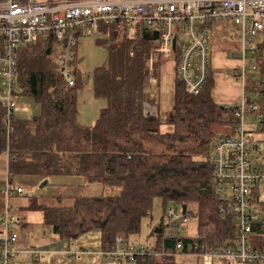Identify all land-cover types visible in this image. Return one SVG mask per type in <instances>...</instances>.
Masks as SVG:
<instances>
[{"label":"trees","instance_id":"trees-1","mask_svg":"<svg viewBox=\"0 0 264 264\" xmlns=\"http://www.w3.org/2000/svg\"><path fill=\"white\" fill-rule=\"evenodd\" d=\"M96 34L103 36L98 43L107 46L108 64L94 70V94L107 105L90 128L77 122L83 74L76 56L68 63L74 82L70 87L67 70L55 61L53 35L20 52L21 96L35 102L40 113L30 119L14 115L8 134L0 106V155L9 154V178L78 176L118 191L112 196L77 197L71 206H51L30 197L29 209L43 212L45 224L63 239L76 240L97 230L103 245H113L117 236L129 240L141 232L144 218H152L154 201L159 199L163 216L152 227L157 238L153 251L174 244L163 240L167 228L163 220L169 207L179 210L183 205L185 217L196 221L198 234L196 240L184 238L185 246L196 242L217 249L234 238L235 228L232 216L221 211L224 201L213 182L211 146L233 133L238 107L215 103L211 82L200 96H191L178 83L174 108L162 122L157 98L146 83L150 41L156 35L144 31L143 37H134L126 26L103 24ZM257 46L261 80L246 81L244 98L255 105L261 135L257 145L264 152V40ZM222 125L230 132L217 133ZM136 263L162 264L154 255L138 257Z\"/></svg>","mask_w":264,"mask_h":264},{"label":"built area","instance_id":"built-area-1","mask_svg":"<svg viewBox=\"0 0 264 264\" xmlns=\"http://www.w3.org/2000/svg\"><path fill=\"white\" fill-rule=\"evenodd\" d=\"M234 24L236 30L228 40L237 43V60L233 71L243 88L246 81L259 82L258 43L264 40V0H0V106L3 124L9 134L17 98L22 94L19 83L20 52L39 38L53 35L57 46L55 61L68 72V86L74 82L68 63L77 56L80 38L96 33L100 24L130 29L141 38L144 31L156 35L150 41L147 60V85L157 86L156 64L168 59L176 65V77L188 94L200 96L212 81L214 52L212 30L216 24ZM249 63V69H247ZM248 71L251 78H248ZM238 119L233 133L216 139L211 146V163L215 190L224 201L221 211L234 220V238L217 249L207 244L185 246L184 227L189 220L182 209L166 210L167 228L163 240L171 248L160 252L145 245L130 243L117 236L113 245L99 251L89 248L66 251L67 257L80 260L85 256L116 262H135L138 257L154 255L162 264L177 254L202 258L206 264H264V152L258 140L247 131L246 116L258 117L255 105L243 97L236 105ZM256 157V162L250 155ZM1 192L5 206L0 218V264H14L19 235L15 226L17 210L8 199L14 194L31 197V192L7 180ZM198 239V234L194 237ZM49 254L40 251L36 260Z\"/></svg>","mask_w":264,"mask_h":264},{"label":"crops","instance_id":"crops-1","mask_svg":"<svg viewBox=\"0 0 264 264\" xmlns=\"http://www.w3.org/2000/svg\"><path fill=\"white\" fill-rule=\"evenodd\" d=\"M227 24H216L213 26V29L221 27L226 28ZM97 36L99 35L97 34ZM85 38L87 37L80 38L77 44L76 66L77 69L83 74V87L77 93V122L82 127L90 128L94 125L95 121L99 117L100 112L107 105V101L105 99L97 98L94 94L93 73L96 68L107 66L108 52L104 64L102 65V62L97 64L95 63L91 70V42ZM96 40L97 39L95 38L94 44L97 46L96 42L98 41ZM228 42L238 46L237 43H232L229 40ZM100 45H103L106 47V50H108L106 45ZM212 48L214 52V69L211 81L213 85L211 96L215 103L219 105L236 106L242 101L244 97V88L241 83L236 81L233 74L234 69L240 64L239 60H237L239 55L237 51L229 54L222 48L216 49L213 42ZM155 76L157 78V86H155L153 89L149 88L148 86L147 87L150 94L157 98L158 113L162 122H165L167 115L174 108L176 85L179 83L176 77L175 63L173 61H163V63L158 66ZM18 114H20V109L18 113H15V115L18 118H22ZM8 164L9 154L4 152L0 155V218L6 202L1 189L7 180L12 181L16 186L23 189L31 188L32 190L25 191H30L31 197H35L40 203L46 204L49 203L46 201L49 198L57 199L59 201L64 197L74 199L81 196H99L103 195L106 190L102 184H90L84 179H80L78 176H58L68 178L67 181H62V179L50 181V178H45L42 176H18L11 180L8 175ZM44 181H48V184L45 186H43ZM86 190L88 191L86 192ZM29 198L30 197L24 194H14L8 199V203L11 208L17 210L18 216V222L15 226V229L19 235V240L16 245V253L13 257L14 264H118L116 262L102 260L92 256H85L80 260L67 257L65 255L66 251H77L84 248L99 251L103 246L101 232L94 230L72 241L63 239L60 236L54 234L52 228L45 224V216L43 212L29 209ZM158 223L159 222H157L155 225H150V232L143 233V236L146 239L145 241L151 244L145 245L150 250L156 248L157 246V238L151 233L152 227L157 226ZM139 234L130 237L128 241L132 244L138 245L141 242ZM151 237L154 238V242L150 241ZM186 237L191 238V236ZM40 251H46L49 252V254L44 255L43 257H40L38 260H36ZM155 261L160 262L158 258H155ZM120 264L137 263L136 261H124ZM172 264L206 263L202 258L199 257L187 254H177L176 256L172 257ZM214 264H220V262L216 261Z\"/></svg>","mask_w":264,"mask_h":264},{"label":"rangeland","instance_id":"rangeland-1","mask_svg":"<svg viewBox=\"0 0 264 264\" xmlns=\"http://www.w3.org/2000/svg\"><path fill=\"white\" fill-rule=\"evenodd\" d=\"M236 30V26L234 24H227V27H221V28H214L212 30V38L211 41L214 43V46L216 49H220L222 48L225 52L227 53H232V52H236V49L239 48V45H234L228 42V38L234 34ZM92 35L88 36L87 39L88 41L90 40L91 42V57H90V64H91V70L94 67L95 63H99L102 62V65L104 64V62L106 61V56H107V50L106 47H104L103 45H100V43L96 42L97 46L94 44V40L95 38L97 39L96 41H99L102 39V37L97 36L96 33H94L93 31L91 32ZM133 36H137L136 33H132ZM90 38V39H89ZM164 62H172L173 60H168V59H163L159 62H157V64L155 66H159L160 64H162ZM247 69H249V63H247ZM148 77V76H147ZM251 73L248 71V78H251ZM147 81V79H146ZM20 109V114H18L20 117H22L23 119H29V118H33V116H35L36 114L40 113V107L33 102L32 100L25 98L20 95L17 98V103H16V109H15V113L19 111ZM246 127H247V131L251 132L253 134V136L255 137V139H261V135L259 134L257 127L259 124V119L258 117L256 118L254 115H250L248 114L246 117ZM163 130H167V128H163ZM215 131L217 133H221V134H227L230 132V129L228 126L226 125H222L219 126L218 128L215 129ZM258 133V134H257ZM259 137V138H258ZM262 144H260V146H262ZM262 148V147H261ZM250 158L252 160H254L256 162V157L253 156V154L250 155ZM55 179L61 180L62 181H67L68 178H64V177H52L50 178L51 180L56 181ZM80 179H83L80 177ZM93 184V183H90ZM95 185H100V184H95ZM106 189V188H105ZM25 190H32L31 188L29 189H25ZM88 190H86L87 192ZM117 190H112V189H106L104 195H115L117 194ZM92 194H96V193H92ZM47 202H49L48 204L51 206H71L74 204V199L73 198H62L59 201L57 199H53V198H49L46 200ZM261 202H264V192L262 193V199ZM163 216V206H162V202L159 199H156L154 201V206H153V212H152V218H144L142 220L141 223V232L139 234L140 237V243L139 244H143V245H151L150 243L146 242L145 237L143 236V233L146 232H150L151 231V226L150 225H155L158 221H160V219ZM165 223H167V219L163 220ZM196 221H189L188 225H186L184 227L183 230V234L184 236H191V238L195 237L196 235ZM132 241V240H131ZM151 242H154V238L151 237L150 238ZM138 244V245H139ZM93 251H98V250H93ZM95 257V256H92ZM96 258V257H95ZM214 263H216V261H214Z\"/></svg>","mask_w":264,"mask_h":264},{"label":"water","instance_id":"water-1","mask_svg":"<svg viewBox=\"0 0 264 264\" xmlns=\"http://www.w3.org/2000/svg\"><path fill=\"white\" fill-rule=\"evenodd\" d=\"M47 184H48V181H44L43 186H45V185H47ZM181 209H182L183 214H186L187 207H186L185 205H183V206L181 207Z\"/></svg>","mask_w":264,"mask_h":264}]
</instances>
